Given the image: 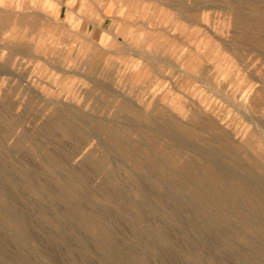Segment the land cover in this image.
Here are the masks:
<instances>
[{
  "label": "rangeland",
  "instance_id": "rangeland-1",
  "mask_svg": "<svg viewBox=\"0 0 264 264\" xmlns=\"http://www.w3.org/2000/svg\"><path fill=\"white\" fill-rule=\"evenodd\" d=\"M97 1L101 14L90 0H56L53 11L44 3L31 8L29 3L0 0V111L5 118L0 122V154L6 157L0 182L4 175H21L20 168L35 176L31 185L7 189L10 211L22 216L26 225L23 235L7 222L0 206V249L7 245L10 255L21 256L3 259L0 250V262L23 264L24 256L29 264H74L73 260L75 264H131L133 260L132 264H139L137 255L144 254L145 264H199L185 253L186 238L195 233L190 238L195 248L201 249L202 262L208 256L205 264H264V188L249 186L237 176L253 171L264 176V0ZM98 21L101 29L89 27ZM166 120L178 126L181 141L157 133L155 128ZM51 121L77 128L76 132L87 138L85 147L73 156L67 155L65 148L56 149L68 168L80 169L88 176L91 193L84 198L81 213L93 215L90 208L104 203L106 218L93 215L94 221L88 223L77 219L53 194L63 189L61 180L68 172L48 166L42 154L55 143L67 147L76 140L53 133L48 125ZM100 126L117 127L123 147L109 143ZM37 142L43 146L36 147ZM134 145L139 149L128 150ZM206 147L232 171L225 175L216 168ZM96 161L99 167L94 166ZM107 179L136 200L143 211L153 207L152 219L122 210L119 203L118 208L104 196L113 189L106 186ZM44 181L52 187L42 186ZM139 184L150 189L152 197L148 189L150 196H144ZM63 190L77 198L68 186ZM141 195L146 198L142 200ZM161 198L169 201L160 202ZM176 206L180 220L171 212ZM43 213H53L50 217L55 215L56 223L59 219L57 224H62V234L67 235L58 236V230L53 231L57 224L40 217ZM162 226H169L168 237L159 234L157 229ZM175 231L183 238L186 235L184 242ZM79 240H84L88 249L81 248ZM215 255L223 259L216 261Z\"/></svg>",
  "mask_w": 264,
  "mask_h": 264
},
{
  "label": "bare ground",
  "instance_id": "bare-ground-1",
  "mask_svg": "<svg viewBox=\"0 0 264 264\" xmlns=\"http://www.w3.org/2000/svg\"><path fill=\"white\" fill-rule=\"evenodd\" d=\"M226 31V30H225ZM62 83V82H61ZM178 88V87H177ZM139 110V109H138ZM135 112H136V110H135ZM141 113V112H140ZM137 114V113H136ZM33 115V114H32ZM150 115V114H149ZM148 115V116H149ZM153 115H151V117H152ZM154 118V117H153ZM171 118V117H170ZM4 115H3V113L0 111V122H2V121H4ZM148 120H149V118H147ZM217 119V118H216ZM146 120V119H145ZM151 120H152V118H151ZM157 120V119H156ZM164 120V119H163ZM221 120V119H220ZM99 120H97V122H98ZM162 121V120H161ZM167 121V120H166ZM165 121V122H166ZM253 121H255V120H253ZM15 122V121H14ZM22 122V121H21ZM180 122V121H179ZM203 122V121H202ZM146 123V122H145ZM207 123V122H206ZM254 123V122H253ZM102 123H100V125H101ZM155 124V123H154ZM48 125H51V126H49L50 128H51V130H52V132L53 133H59V132H61V134L62 133H64V134H67V135H71L72 136V139H74V140H76V142H75V144L74 145H68L67 147L66 146H63L62 145V143L60 142V143H55L54 145H53V147H49V148H47L46 150H45V152L42 154L43 156V159L45 160V162L47 163V164H49L48 166H50V165H56V167L58 166V168H59V170H60V172L62 171L63 172V170H66L67 172H68V174L67 175H65V177H62L63 179L61 180L62 181V184H61V187L63 188V189H66V186H68L69 188H70V190L71 191H73L75 194H76V196H77V198H74L73 197V195H72V197L73 198H71V197H69L68 195H67V193L62 189L61 191L60 190H58V191H54V193L53 194H55L56 196H58L59 198H61V200L64 202V208H65V210L68 212V213H70L73 217H76L77 219L78 218H83V220H85V221H87V223L88 222H91V220H93V215L94 216H102L103 217V219L104 218H106L107 217V213H108V209L106 210V208H104L103 206H104V203H103V206L102 207H100V206H97V205H95L94 207H91L90 208V211L93 213V215H88V214H86L85 215V213L84 214H82L81 213V211H80V207H82L83 205H84V203H83V201H86L84 198L85 197H87L88 198V195H89V192L91 193V191H88L87 190V188H88V176L86 175V174H84V171H82V170H80V169H72V168H68V166H67V161L64 159V156H63V154L61 153V151L59 152L57 149V147H62V148H65V153L67 154V155H69V156H73L75 153L77 154V151L79 150V151H81L82 149H83V147H85V145H86V143L85 144H83L84 142H83V140H84V138H86L85 137V135H84V133L83 132H81V131H77L76 132V129L75 128H73V127H71V126H67V124L66 125H64V124H58L56 121H51V122H49V124ZM103 125V124H102ZM149 125V124H148ZM156 125V124H155ZM180 125V124H179ZM182 125V124H181ZM204 125V124H203ZM210 125V124H209ZM257 125V124H256ZM202 126V125H201ZM201 126H199L200 128H201ZM205 126V125H204ZM146 127V126H145ZM149 127V126H148ZM179 127H181V126H179ZM147 128V127H146ZM188 128H189V126H188ZM99 130H101L103 133H105L107 136V140L109 141V143H111L112 145H114V146H117V147H123V141H122V139H121V135H120V133H119V130L117 129V127H113V128H107V127H104V126H100L99 127ZM155 130L157 131V133L158 134H161V135H164V136H166L169 140H177V141H181V136H180V134H179V129H178V126L174 123V122H171L170 120L169 121H167L165 124H158V126L155 128ZM179 130V131H178ZM184 130V129H183ZM191 130V129H190ZM208 130V129H207ZM146 131V130H145ZM149 132V131H148ZM189 131H187L186 133H188ZM196 133V132H195ZM148 134V133H147ZM150 134V133H149ZM148 134V135H149ZM190 134H192V132H190ZM198 134V133H197ZM183 135V134H182ZM66 136V135H65ZM152 136V135H151ZM215 136H217V135H215ZM198 137L200 138V136L198 135ZM213 137V136H212ZM214 138V137H213ZM87 139V138H86ZM144 141V140H143ZM45 142V141H44ZM145 142V141H144ZM144 142H142L141 141V143H143V144H145ZM38 143H40V142H37V143H34V145L36 146V147H40V146H43V144L42 143H40V144H38ZM105 143V142H104ZM88 144V143H87ZM181 144V143H180ZM222 145H223V143H221ZM2 145V139H1V137H0V146ZM146 145V144H145ZM174 145V144H173ZM75 146H78V149L75 151L74 149L76 148ZM177 146V145H176ZM179 147V146H178ZM177 147V148H178ZM224 147L227 149V150H230V151H232V148L227 144V143H224ZM42 148V147H41ZM57 148V149H56ZM107 148V147H106ZM182 148V147H181ZM181 148H178V150L179 149H181ZM136 149H139V148H137V147H135V145L134 146H131L130 148H128V150H130L131 152L132 151H135ZM39 150V149H38ZM182 150H183V148H182ZM41 151V150H40ZM78 151V152H79ZM205 151H206V153L210 156V162L216 167V168H218L220 171H222V173H225V175L228 173V172H231L232 171V168L227 164V163H225L224 161H222L221 159H220V157H218L215 153H214V151L212 150V149H210V148H208V147H206L205 148ZM75 152V153H74ZM183 152H185V151H183ZM195 152H197V151H195ZM28 153H31V152H28ZM34 153V152H33ZM64 153V154H65ZM197 153H199V152H197ZM182 154V153H181ZM200 154H201V152H200ZM90 155V154H89ZM103 155H108V154H103ZM88 156V155H87ZM91 156V155H90ZM154 156V155H153ZM202 156V155H201ZM30 157V156H29ZM63 157V158H62ZM89 157V156H88ZM101 157H102V155H101ZM192 157V156H191ZM100 158V157H99ZM194 158V157H193ZM207 158V157H206ZM90 159V158H89ZM102 159V158H101ZM192 159V158H191ZM190 159V160H191ZM205 159V158H204ZM25 160H27V159H25ZM96 160V159H95ZM103 160V159H102ZM195 160H197V159H195ZM209 160H208V162H209ZM93 161V160H92ZM104 161V160H103ZM109 161V160H108ZM44 162V161H43ZM112 162V161H111ZM192 161H190V163H191ZM0 163H1V166H0V169H3L4 168V165H5V163H6V157L4 158L3 157V154L1 155L0 154ZM100 162L98 161H96V163H94L95 165V167H97L96 165H98ZM194 163V162H193ZM192 163V164H193ZM207 163V162H206ZM210 163V164H211ZM88 164H89V161H87L86 160V165L88 166ZM93 164V163H92ZM102 164V163H101ZM152 164V163H151ZM91 165V164H90ZM159 165V164H158ZM190 165V164H189ZM196 165V164H195ZM54 166H53V168H54ZM127 166V165H126ZM98 167H99V165H98ZM92 168V167H91ZM245 168V167H244ZM248 168V167H247ZM50 169V168H49ZM54 169H56V168H54ZM53 169V170H54ZM94 169H96V168H94ZM113 169V168H112ZM249 169V168H248ZM247 169V170H248ZM51 170H52V168H51ZM134 170V169H133ZM157 170V169H156ZM56 171V170H55ZM58 171V170H57ZM135 171V170H134ZM207 171H208V169H207ZM242 171V170H241ZM20 172H21V175H18V177H16V176H14V175H4L3 177H1L2 179H4V181L3 182H0V197H1V201H2V204H0V206H1V210H2V212L3 213H5L6 214V219H7V222H10V223H12V224H14V226H15V228L16 229H18V230H20V232L18 233L19 235H23V230H25L26 231V225L23 223V221H22V216H20L19 214H17V213H13V212H15V211H13V212H11L10 210H12V209H10L9 208V203H10V200H9V195L10 194H8V191H7V189L8 188H13V189H21L22 187H24L25 185H31V184H29L30 182H31V180H33L34 179V177L35 176H33V174H31L30 172H29V170L28 169H24V168H20ZM53 172V171H52ZM111 172V171H110ZM240 172V171H239ZM243 172H246L245 170L243 171ZM254 172V171H253ZM253 172H251V174L250 173H240L239 175H237L238 176V178L240 179V180H242V181H244L245 183H247V184H249V186L251 185V186H257V187H260V188H264V176H256V175H254V174H252ZM51 173V172H50ZM54 173V172H53ZM136 173V172H135ZM221 173V174H222ZM52 174V173H51ZM58 174V173H57ZM112 174V173H111ZM133 174V173H132ZM202 174V173H201ZM200 174V175H201ZM230 174V173H229ZM228 174V175H229ZM55 175V174H54ZM61 175V174H60ZM109 175V174H108ZM113 175H114V173H113ZM203 175V174H202ZM57 176V175H56ZM58 176H59V174H58ZM134 176H135V174H134ZM205 176V175H204ZM229 176H231V175H229ZM61 177V176H60ZM209 177V176H208ZM210 177H212L211 175H210ZM52 178H54V177H52ZM109 178V177H108ZM113 178V177H112ZM166 178V177H165ZM168 178V177H167ZM166 178V179H167ZM111 179V178H110ZM219 179V178H218ZM108 180V179H107ZM35 181V180H34ZM108 181H110V180H108ZM226 181V180H225ZM57 182H59L60 183V180H57ZM158 182V181H157ZM241 182V181H240ZM35 183V182H34ZM38 184V183H37ZM36 184V185H37ZM91 184V183H90ZM116 185H117V183H116ZM140 185V184H139ZM138 185V187L140 188V186ZM153 185V184H152ZM155 185V184H154ZM38 186V185H37ZM37 186H36V188H37ZM42 186H45V187H48V188H50V187H52L48 182H45L44 181V184L42 185ZM106 186H109V187H111V188H113L111 191H106V192H104V196H106L108 199H110V200H113V201H115L116 202V204L117 203H119L120 205H121V207L123 208L122 210H124V208H126L125 210H129L130 211V213L131 212H133V213H135L136 211L138 212V215L139 216H142V217H144V219L145 220H147V219H150L151 217H152V214H151V208H153V207H150V210H142V209H140V207H139V205H138V202H136V200L135 201H133V200H131L130 198H129V195H128V197L126 196V194L123 192V190H121V189H119V188H116V187H114L112 184H111V181L110 182H107L106 183ZM157 186V185H156ZM90 187V186H89ZM175 187V186H174ZM100 188H102V187H100ZM121 188V187H120ZM151 188H154V187H151ZM160 188V187H159ZM148 189V188H147ZM147 189H145V188H143L142 186H141V191H142V193L143 194H145L144 196H146L147 197V195L148 196H150V194H151V197H152V192L150 191V189H148L151 193L149 194L148 193V191H147ZM158 189V188H157ZM194 189V188H193ZM48 190V189H47ZM139 190V189H138ZM159 190V189H158ZM228 190H229V188H228ZM43 191V190H42ZM68 191V190H67ZM140 191V190H139ZM195 191V190H194ZM30 192V191H29ZM49 192V191H48ZM51 192V191H50ZM96 192V191H95ZM158 192H161V191H158ZM39 193V192H38ZM98 193V192H97ZM138 193V192H137ZM136 193V194H137ZM141 193V192H140ZM153 193H154V191H153ZM39 194H41V192L39 193ZM44 194V193H43ZM70 194V193H69ZM102 195H103V193H101ZM157 194V193H156ZM162 195H163V193H161ZM160 194V195H161ZM35 195H37V194H35ZM26 196V195H25ZM54 196V195H53ZM154 197H155V193H154V195H153ZM28 197V196H27ZM91 197V196H90ZM146 197H144V198H146ZM162 197V196H161ZM40 198V197H39ZM43 198V197H42ZM46 198V197H45ZM92 198V197H91ZM100 198V197H99ZM140 198H142V195H141V197ZM144 198H142V200L144 199ZM166 198V197H165ZM90 199V198H89ZM101 199V198H100ZM37 200V199H36ZM42 200V199H41ZM40 200V201H41ZM58 200V199H57ZM159 200H161L160 202H163L164 201V199L163 198H161V199H159ZM172 200H175V199H172ZM0 201V202H1ZM35 201V200H34ZM44 201V200H43ZM88 201V200H87ZM92 201H94V200H92ZM103 201H104V199H103ZM112 201V202H113ZM140 201V200H139ZM146 201V200H145ZM167 200H165L164 202H166ZM169 201V200H168ZM167 201V202H168ZM37 202H39L38 200H37ZM62 202V203H63ZM95 202V204H97L96 202L97 201H94ZM108 202V201H107ZM110 202V201H109ZM140 202H142V201H140ZM139 202V203H140ZM92 203V202H91ZM99 203V202H98ZM143 203V202H142ZM43 204V203H42ZM87 204H88V202H87ZM86 204V205H87ZM100 204V203H99ZM109 204V203H108ZM89 205V204H88ZM101 205H102V203H101ZM107 205V204H106ZM113 205H114V203H113ZM162 205V204H161ZM198 205V204H197ZM196 205V206H197ZM58 206V205H57ZM56 206V207H57ZM90 206V205H89ZM109 206V205H108ZM107 206V207H108ZM111 206V205H110ZM181 206V205H180ZM203 206V205H202ZM12 207V206H11ZM53 207V206H52ZM59 207V206H58ZM117 207L119 208V206H118V204H117ZM173 207V206H172ZM15 207H13V209H14ZM41 208V207H40ZM61 207H59L58 209H60ZM63 208V207H62ZM61 208V209H62ZM164 208V207H163ZM60 209V210H61ZM82 209H84V208H82ZM143 209H145V208H143ZM147 209V208H146ZM170 209V208H169ZM193 209V208H192ZM195 209V208H194ZM193 209V210H194ZM203 209H205L206 210V208H203ZM63 210V209H62ZM86 210V209H85ZM164 210V209H163ZM167 210V209H166ZM36 211H39V210H36ZM42 211H44V209L42 210ZM88 211V210H87ZM126 211V212H127ZM161 211V210H160ZM207 211H209V209H207ZM158 212V211H157ZM167 212V211H166ZM170 212V211H169ZM171 212H172V215L175 217V218H177V219H179L180 220V218L178 217L179 216V207H174L172 210H171ZM39 213V212H38ZM45 213V212H44ZM42 214L40 217H42L43 219H45L46 221H49L50 223H54V225H56L57 223H59V219H58V221H57V223H56V221L54 220L55 219V215L53 216V217H50L49 215H45V214ZM87 213H89V211L87 212ZM155 213V212H154ZM67 214V213H66ZM91 214V213H90ZM123 214V213H122ZM132 214V213H131ZM137 214V213H136ZM151 214V215H150ZM158 214V213H157ZM160 214H161V212H160ZM160 214H158V215H160ZM164 214V213H163ZM127 215V214H126ZM129 215V214H128ZM153 215H155V214H153ZM165 215V214H164ZM123 217H124V215H122ZM134 216H136V215H134ZM162 216V215H161ZM71 217V216H70ZM98 217V218H99ZM154 217V216H153ZM171 217V216H170ZM172 218V217H171ZM57 219V218H56ZM75 219V218H74ZM124 219V218H123ZM152 219V218H151ZM177 219H175V220H177ZM83 220H82V222H83ZM97 220V219H96ZM106 220V219H105ZM104 220V221H105ZM134 220V219H133ZM145 220H144V222H145ZM155 220V219H154ZM153 220V221H154ZM80 221V220H79ZM94 221V220H93ZM99 222V221H98ZM107 222V221H106ZM126 222H128V221H126ZM134 222V221H133ZM155 222V221H154ZM153 222V223H154ZM164 222V221H163ZM184 222V221H183ZM86 223V224H87ZM96 223V222H95ZM108 223V222H107ZM106 223V224H107ZM132 223V222H131ZM181 223V222H180ZM61 224V223H60ZM60 224H57L55 227V230H53V231H57L56 233L58 234V236H61V238H62V236H64V235H67V234H62L63 232L61 231V230H63L62 228H61V226H62V224H61V226H60ZM80 224V223H79ZM83 224H85V222L83 223ZM91 224V223H90ZM126 224V223H125ZM129 225H130V220H129V223H128ZM178 225L177 226H179V223H177ZM209 224V223H208ZM4 225H5V223H4ZM52 225V224H51ZM88 225V224H87ZM151 225V224H150ZM155 225V224H154ZM153 225V226H154ZM191 225V224H190ZM210 225V224H209ZM208 225V226H209ZM213 225V224H212ZM7 226V225H6ZM53 226V225H52ZM82 226V225H81ZM84 226V225H83ZM107 226V225H106ZM120 226V225H119ZM133 226V225H132ZM139 226V225H138ZM148 226V225H147ZM146 226V227H147ZM152 226V227H153ZM208 226H206V229H211L210 227H208ZM131 227V226H130ZM155 227V226H154ZM153 227V228H154ZM167 226H162V227H159V229H157L158 230V232H159V234L162 236H166V237H168V234L170 233V228H166ZM176 227V226H175ZM182 227V226H181ZM186 227V226H185ZM204 227V226H203ZM208 227V228H207ZM2 228V227H1ZM75 228V227H74ZM90 228H92V227H90ZM109 228V227H108ZM111 228V227H110ZM151 228V227H150ZM155 228H157V227H155ZM194 229L196 228V226L195 227H193ZM205 228V227H204ZM106 229V228H105ZM131 229H133L132 227H131ZM141 229V228H140ZM192 229V228H191ZM200 230H201V228H199ZM198 229V230H199ZM213 229V228H212ZM92 230V229H91ZM94 230V229H93ZM146 230H149V228L148 229H146ZM155 230V229H154ZM174 230V229H173ZM176 230V229H175ZM185 230V229H184ZM199 230V231H200ZM64 231V230H63ZM78 231V230H77ZM100 231H102V230H100ZM113 231H115V230H113ZM130 231V230H129ZM152 231V230H151ZM194 231V230H193ZM104 232L106 233V231L104 230ZM104 232H103V235H104ZM142 232V231H141ZM144 232V231H143ZM176 232V231H175ZM191 232H192V230H191ZM197 232V231H196ZM207 232V231H206ZM213 232V231H212ZM212 232H210L211 234H212ZM216 232V231H215ZM218 232V231H217ZM237 232V231H236ZM55 233V232H54ZM54 234L56 237H57V234ZM148 233H150V231L148 232ZM154 233V232H153ZM152 233V234H153ZM177 233V232H176ZM179 233V236H180V232H178ZM177 233V234H178ZM184 233V232H183ZM204 233V232H203ZM202 233V234H203ZM209 233V232H208ZM10 234H13V233H10ZM15 234V233H14ZM14 234L12 235V236H14ZM106 234H108V233H106ZM132 234H133V232H132ZM138 234H140V232L138 233ZM142 234H144V233H142ZM185 234H187V233H185ZM193 235L195 234V233H192ZM191 234V235H192ZM199 234V233H198ZM200 234H201V232H200ZM199 234V235H200ZM207 234V233H206ZM210 234V235H211ZM218 234V233H217ZM238 234V233H237ZM68 235H70V234H68ZM75 235V234H74ZM79 235V234H78ZM97 235V234H96ZM102 235V234H101ZM109 235V234H108ZM134 235V234H133ZM145 235V234H144ZM191 235H190V237H191ZM205 235V234H204ZM209 235V236H210ZM11 236V235H10ZM11 236V237H12ZM15 236H17V235H15ZM76 236V235H75ZM136 236V235H135ZM140 236H142V237H144L143 235H140ZM147 236V235H146ZM201 236V235H200ZM208 236V237H209ZM5 237V236H4ZM65 237V236H64ZM77 237V236H76ZM92 237V236H91ZM105 237V236H104ZM157 237H159V236H157ZM174 237V236H173ZM189 236H187V238H186V235H185V237L183 238V236L181 237L180 236V238H182V240L183 239H185L186 238V241L188 242L187 243V248H186V250L185 251H187V252H185V253H188L191 257H193V258H195V259H197V261L199 262V264H205L204 263V261L207 259V257L208 256H206V259H204L203 260V262H202V253H200V250L201 249H199L198 250V248H195L196 246H194V242H192V240L193 239H191V238H193V236L190 238ZM206 237V236H205ZM212 237V236H211ZM61 238H58L57 240H59V239H61ZM67 238V237H66ZM79 238V237H78ZM83 238V237H82ZM96 238V237H95ZM98 238V237H97ZM129 238V237H128ZM197 238H198V236H197ZM4 239V238H3ZM12 239H13V237H12ZM16 239V238H15ZM19 239H21V238H19ZM64 239V238H63ZM62 239V240H63ZM141 239V238H140ZM147 238H145L144 240H146ZM169 239H171L170 237L168 238V240ZM4 240H6V239H4ZM3 240V241H4ZM9 240H11V239H9ZM9 240H7V242H9ZM17 240H18V238H17ZM29 240V239H28ZM27 240V241H28ZM61 240V241H62ZM85 240V239H84ZM84 240H79L80 241V245H81V248L83 247V248H85V246H86V243H85V241ZM99 240H102V239H99ZM111 240V239H110ZM127 240V239H126ZM129 240H130V238H129ZM149 240V239H148ZM159 240V239H158ZM172 240V239H171ZM170 240V241H171ZM173 240H175L174 238H173ZM177 240V239H176ZM196 240V239H195ZM203 240V239H202ZM229 240H231V239H229ZM237 240V239H236ZM250 240V239H249ZM12 241V240H11ZM26 241V240H25ZM69 241V240H68ZM68 241H67V239L64 241L65 242V244H67L68 243ZM71 241V240H70ZM90 241V240H89ZM92 241V240H91ZM95 241V240H94ZM97 241H98V239H97ZM108 241H109V239H108ZM117 241H118V239H117ZM132 241V240H131ZM143 241V240H142ZM142 241H140L141 243H142ZM161 241V240H160ZM163 241V240H162ZM178 241H180L179 239H178ZM177 241V242H178ZM232 241V240H231ZM250 241H252V240H250ZM5 242V241H4ZM3 242V243H4ZM16 242H19V240L18 241H16ZM72 242V241H71ZM87 242V241H86ZM107 241H105V243H106ZM119 242H120V240H119ZM122 242V241H121ZM137 242H138V240H137ZM144 242V241H143ZM146 242H150V241H147L146 240ZM165 242H167V241H165ZM169 242V241H168ZM167 242V243H168ZM183 242H184V240H183ZM230 242V241H229ZM228 241H227V243H229ZM233 242V241H232ZM237 242V241H236ZM253 242V241H252ZM251 242V243H252ZM29 242H27V244H28ZM40 243V242H39ZM110 243V242H109ZM108 243V244H109ZM114 243H116V242H114ZM126 243V242H125ZM124 242L123 243H121V245L122 244H125ZM131 243V245L133 244V242H130ZM129 243V244H130ZM135 243V242H134ZM151 243V242H150ZM161 243V242H160ZM166 243V244H167ZM174 243V242H173ZM179 243V242H178ZM225 243V242H224ZM231 243V242H230ZM239 243H241V242H239ZM254 243V242H253ZM256 243V242H255ZM258 243V242H257ZM8 244V243H7ZM18 244V243H17ZM16 244V245H17ZM19 244H20V242H19ZM38 244V243H37ZM87 244H89V242L87 243ZM93 244V243H92ZM92 244H90L89 246H91ZM163 244H164V242H163ZM197 244V243H196ZM242 244V243H241ZM241 244H239L240 246H241ZM31 245V244H30ZM68 245V244H67ZM74 245V244H73ZM76 245H79V244H76ZM97 245H99L98 243H97ZM100 245H101V243H100ZM104 245V244H103ZM146 245V244H145ZM145 245H143V247L145 246ZM157 245H158V243H157ZM157 245H156V248H157ZM160 245V244H159ZM167 245H169V244H167ZM166 245V246H167ZM171 245V244H170ZM178 245V244H177ZM176 245V246H177ZM180 245V244H179ZM182 245V244H181ZM181 245H180V247H181ZM198 245V244H197ZM211 245V244H210ZM229 245H231L232 246V244H229ZM242 245H244L245 246V244H242ZM253 245V244H252ZM17 246H19V245H17ZM23 249H25L26 248V246L25 245H20ZM69 246V245H68ZM75 246V245H74ZM88 246V245H87ZM86 246V247H87ZM108 245H106V247H107ZM155 246V245H154ZM161 246V245H160ZM176 246H175V248H176ZM206 246V245H205ZM228 246V245H227ZM234 246V245H233ZM232 246V247H233ZM239 246V247H240ZM71 247V246H70ZM97 247V246H96ZM113 247V246H112ZM126 247V246H125ZM163 247V246H162ZM170 247H172V249H173V247L174 246H170ZM199 247V246H198ZM208 247V249H211L210 247H212V246H207ZM252 247V246H251ZM17 248V247H16ZM32 248V247H31ZM39 248V247H38ZM47 248V247H46ZM64 248V247H63ZM74 248H76V247H74ZM90 248V247H89ZM101 248V247H100ZM99 247H98V249H100ZM108 248L109 247H107V251H109L108 250ZM146 248V247H145ZM148 248V247H147ZM169 247H167V249H168ZM179 248V247H178ZM201 248V247H200ZM223 248H224V246H223ZM230 248V247H229ZM228 248V249H229ZM21 249V248H20ZM27 249V248H26ZM66 249V248H65ZM73 249V248H72ZM77 249V248H76ZM78 249H80V246H79V248ZM86 249H88V247L86 248ZM137 249H139V248H137ZM171 249V248H170ZM170 249H168V250H170ZM177 249V248H176ZM205 249V248H204ZM241 249H242V246H241ZM1 251H2V254H4V257H3V259H5V257H9L10 259L12 258V259H15V260H18V259H20V257L21 256H19L18 257V259H16L17 257H15L14 255H10V253H9V250H8V248H7V245H4L1 249H0ZM35 250V249H34ZM81 250V249H80ZM84 250V249H83ZM91 250H92V248H91ZM100 250H102V249H100ZM135 250V249H134ZM140 250H141V248H140ZM139 250V251H140ZM149 250V249H148ZM158 250H160L159 248L157 249V252H158ZM175 250V249H174ZM181 250V249H180ZM220 250V249H219ZM232 250V249H231ZM242 250H244V248L242 249ZM20 251V250H19ZM32 251H33V248H32ZM66 251V250H65ZM72 251V250H71ZM74 251V250H73ZM78 251V250H77ZM96 251V250H95ZM119 251V250H118ZM138 251V252H139ZM142 251V250H141ZM152 251H154V250H152ZM204 251V250H203ZM206 251V250H205ZM214 251V250H213ZM247 251V250H246ZM245 251V252H246ZM43 252V251H42ZM45 253H46V251H44ZM43 252V253H44ZM67 252H68V250H67ZM70 252V251H69ZM76 252V251H75ZM81 252V251H80ZM84 252H86V251H84ZM83 252V253H84ZM133 252H135V251H133ZM145 252H146V250H145ZM155 252V251H154ZM153 252V253H154ZM160 252V251H159ZM167 252V251H166ZM169 252V251H168ZM215 252V251H214ZM218 252V251H217ZM221 252V251H220ZM223 252V251H222ZM225 252V251H224ZM15 253V252H14ZM27 253V252H26ZM82 253V252H81ZM110 253V252H109ZM148 253V252H147ZM162 253V252H161ZM161 253H158V256L161 254ZM170 253V252H169ZM174 253V252H173ZM181 253V252H180ZM179 253V254H180ZM226 253V252H225ZM19 254V253H18ZM46 254H48V253H46ZM75 254V253H74ZM78 254V253H77ZM86 254V253H85ZM89 254V253H88ZM101 254V253H100ZM127 254V253H126ZM143 254V253H142ZM149 254H150V252H149ZM175 254V253H174ZM178 254V252H176V255ZM182 254V253H181ZM221 254H223V253H221ZM234 254V253H233ZM233 254H232V256H233ZM238 254V253H237ZM242 254V253H241ZM240 254V255H241ZM17 255V254H16ZM23 255V254H22ZM50 255V254H49ZM69 255V254H68ZM117 255V254H116ZM136 255H137V253H136ZM135 255V256H136ZM162 255V254H161ZM166 255H168L167 253H166ZM171 255H172V253H171ZM212 255V254H211ZM214 255V254H213ZM226 255H227V253H226ZM3 256V255H2ZM25 256H27V255H25ZM76 256V255H75ZM74 256V257H75ZM87 256V255H86ZM99 256V255H98ZM103 256V255H102ZM105 256H107V255H105ZM123 256V255H122ZM127 256V255H126ZM138 256V258H137V262H140L139 264H145V261H144V259L145 258H143L142 256H144V254L142 255V256H139V255H137ZM136 256V257H137ZM157 256V255H156ZM157 256V257H158ZM170 256V255H169ZM179 256V255H178ZM183 256H185V254L183 255ZM188 256V255H187ZM190 256H189V258H190ZM209 256H210V254H209ZM227 256H230V255H227ZM28 257V256H27ZM49 257V256H48ZM70 257V256H69ZM77 257V256H76ZM90 257V256H89ZM128 257V256H127ZM130 257V256H129ZM145 257V256H144ZM148 257V256H147ZM156 257V259H154L155 261L157 260L158 261V258ZM173 257V256H172ZM176 257V256H175ZM202 257V258H201ZM205 257V256H204ZM223 257V256H222ZM221 257V259H223ZM231 257V256H230ZM26 258V257H25ZM63 258V257H62ZM73 258V257H72ZM71 258V259H72ZM92 258V257H91ZM99 258H100V256H99ZM103 258H105V257H103ZM113 258V257H112ZM119 258V257H118ZM132 258V257H131ZM131 258H130V260H131ZM152 258V257H151ZM177 258V257H176ZM180 258V257H179ZM209 258H213V257H209ZM233 258H235V257H233ZM239 258V257H238ZM10 259H9V261H10ZM23 260H22V263L23 264H29L27 261H25L24 260V256H23V258H22ZM74 259V258H73ZM80 259V258H79ZM124 259V258H123ZM175 259V258H174ZM173 259V260H174ZM186 259V258H185ZM214 259L216 260V261H218V260H221L220 259V257H218V256H216L215 255V257H214ZM232 259V258H231ZM236 259V258H235ZM2 260V259H1ZM7 260V259H6ZM30 260V259H29ZM55 260V259H54ZM77 260V259H76ZM107 260H110V259H108L107 258ZM121 260V259H120ZM149 260V257H148V259H147V261ZM171 260H172V258H171ZM176 260V259H175ZM189 260V259H188ZM225 260V259H224ZM227 260H228V258H227ZM226 260V261H227ZM249 260V259H248ZM115 261V260H114ZM122 261V260H121ZM127 261V260H126ZM132 261V260H131ZM134 261V260H133ZM132 261V262H133ZM181 261H182V258H181ZM210 261V260H209ZM211 261H213V259L211 260ZM215 261V262H216ZM233 261H234V259H233ZM7 262H8V260H7ZM7 262H5V263H7ZM11 262H14V261H11ZM74 264H75V262H74V260L72 261ZM107 262V261H106ZM132 262H131V264H132ZM136 262V263H137ZM149 262H150V260H149ZM207 262V261H206ZM228 262H230V261H228ZM228 262H224V263H227L228 264ZM0 263H3V262H0ZM43 263H45V264H49V262H44L43 261ZM56 263V262H55ZM59 263V262H58ZM57 263V264H58ZM103 263H105V260H104V262ZM114 263V262H113ZM116 263V262H115ZM114 263V264H115ZM153 263V262H152ZM156 263V262H155ZM209 263V262H208ZM232 263V262H231ZM234 263V262H233ZM232 263V264H233ZM236 263V262H235ZM253 263H255V262H253ZM4 264V263H3ZM14 264V263H13ZM21 264V263H20ZM36 264H37V262H36ZM53 264V263H52ZM112 264V263H111ZM119 264V263H118ZM129 264V263H128ZM150 264H151V262H150ZM183 264H185V263H183ZM211 264H212V262H211ZM217 264V263H216ZM218 264H220V263H218ZM238 264V263H237Z\"/></svg>",
  "mask_w": 264,
  "mask_h": 264
},
{
  "label": "crops",
  "instance_id": "crops-1",
  "mask_svg": "<svg viewBox=\"0 0 264 264\" xmlns=\"http://www.w3.org/2000/svg\"><path fill=\"white\" fill-rule=\"evenodd\" d=\"M16 2H18L19 4L21 3H29L30 4V7L33 8L34 5H38L39 3H44V4H47L46 7H48L49 10L53 11L54 10V2L56 0H15ZM93 4V7L94 9L97 8V11L100 12L99 14H101V7H100V4L98 3L97 0H90ZM92 23V22H91ZM90 23V28H94V29H101V21H98L96 23Z\"/></svg>",
  "mask_w": 264,
  "mask_h": 264
}]
</instances>
